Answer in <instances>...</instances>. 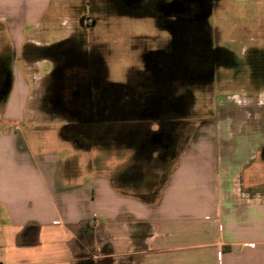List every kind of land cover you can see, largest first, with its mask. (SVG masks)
Wrapping results in <instances>:
<instances>
[{
	"label": "crops",
	"instance_id": "obj_1",
	"mask_svg": "<svg viewBox=\"0 0 264 264\" xmlns=\"http://www.w3.org/2000/svg\"><path fill=\"white\" fill-rule=\"evenodd\" d=\"M64 1L0 0L11 45L0 98V264H264V87L215 95L184 147L167 148L173 163L150 198L64 133L53 135L64 147L32 146L27 124L63 122L25 115L29 86L14 61L26 43L50 44L38 28Z\"/></svg>",
	"mask_w": 264,
	"mask_h": 264
},
{
	"label": "rangeland",
	"instance_id": "obj_2",
	"mask_svg": "<svg viewBox=\"0 0 264 264\" xmlns=\"http://www.w3.org/2000/svg\"><path fill=\"white\" fill-rule=\"evenodd\" d=\"M115 3L136 4L137 0H65L58 4L46 17L49 27L38 28L36 35L50 44L26 43L16 56L14 69L17 75L20 70L29 86L25 115L42 121L56 117L52 105L44 108L41 103L46 92L45 77L53 59L45 54L34 55L31 46L49 48L56 45L58 39L77 36L78 18L82 14H90L96 21L92 27L83 29L82 35L97 38L102 43L109 81H134L135 77L129 75L136 69L142 72L141 67L147 66L145 88L152 85L156 90L146 92L145 97L166 105L174 103V107H166L168 112L165 106L156 110L162 114L170 111L176 123L110 124L115 136L128 134L127 143L98 140L87 145L85 150L90 155L97 153L89 162L112 167L115 181L122 177L133 185L131 191L145 193L144 197L150 198L175 157L169 156V149L164 148L163 143L153 142V132L157 133L164 125L174 127V140L166 136L163 142L169 146L173 144L177 153L200 119L211 114L215 95L226 96L264 87V5L242 0H209L208 4V0H204L200 13L202 21L183 22L169 10L171 0H142V4L150 5L140 9L129 6L126 13L123 8H115ZM10 47L7 33L0 31L2 63L8 61ZM205 55L210 61L203 71L200 63ZM151 110L154 112L153 107L144 110L143 117L151 118ZM26 126V134L36 150L64 147L53 136L55 131L65 134L61 128L58 130L54 126L53 129L43 124ZM133 127L140 131L139 140L131 134ZM119 130L121 133H117Z\"/></svg>",
	"mask_w": 264,
	"mask_h": 264
},
{
	"label": "flooded vegetation",
	"instance_id": "obj_3",
	"mask_svg": "<svg viewBox=\"0 0 264 264\" xmlns=\"http://www.w3.org/2000/svg\"><path fill=\"white\" fill-rule=\"evenodd\" d=\"M141 1L137 0L136 4L115 3L114 7L123 8L126 13L130 10L129 6L132 9H140L150 5H144ZM171 1L179 2L182 6L181 12L171 11L179 21H202L200 13L204 8V0ZM95 22L90 14H82L78 18L80 30L77 36H69L49 48L31 46V53L34 55L45 54L53 59L51 69L45 77L46 92L41 100L42 106L45 108L52 105L54 115L63 122L61 129L66 135L75 139L81 148H86L87 145L98 140L108 143L111 141L127 143L128 134L115 136L111 133L110 124H147V121L159 123L160 119L165 125L172 124L174 115L171 116L170 111L168 114L166 107H174V103L166 105L159 100L152 102L150 98L145 97L146 92L156 90L152 88V85H147L148 88H145L147 66L145 69L141 67L142 72L136 69L135 73L128 74L135 77L134 81L129 79L125 83H113L108 80V68L102 43L97 38H86L82 35L83 29L92 27ZM45 60L50 62L49 59ZM209 61L208 55L203 56L200 69L204 71ZM8 62L0 61V98L9 79ZM164 106L167 112L164 111L165 113L162 114L156 110ZM152 107L154 112L151 110V118L143 117L144 110ZM164 126L161 129L158 128L157 133L153 132L151 139L154 143H163L164 148H168L169 145L163 142L166 137L164 132H167ZM137 128L133 127L130 130L131 134H135L139 140L141 134ZM120 131L117 133H121Z\"/></svg>",
	"mask_w": 264,
	"mask_h": 264
},
{
	"label": "water",
	"instance_id": "obj_4",
	"mask_svg": "<svg viewBox=\"0 0 264 264\" xmlns=\"http://www.w3.org/2000/svg\"><path fill=\"white\" fill-rule=\"evenodd\" d=\"M168 6L170 11L181 12L182 10V6L179 2L170 3Z\"/></svg>",
	"mask_w": 264,
	"mask_h": 264
},
{
	"label": "trees",
	"instance_id": "obj_5",
	"mask_svg": "<svg viewBox=\"0 0 264 264\" xmlns=\"http://www.w3.org/2000/svg\"><path fill=\"white\" fill-rule=\"evenodd\" d=\"M162 139H163V137H162Z\"/></svg>",
	"mask_w": 264,
	"mask_h": 264
}]
</instances>
